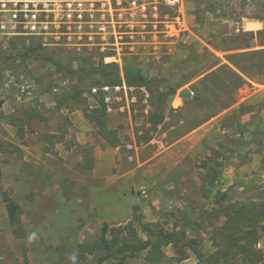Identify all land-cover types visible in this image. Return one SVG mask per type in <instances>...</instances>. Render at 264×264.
Here are the masks:
<instances>
[{
  "label": "rangeland",
  "instance_id": "374dc122",
  "mask_svg": "<svg viewBox=\"0 0 264 264\" xmlns=\"http://www.w3.org/2000/svg\"><path fill=\"white\" fill-rule=\"evenodd\" d=\"M214 3L160 5L157 28L140 24L119 51L42 47L27 53L38 41L13 39L0 28V264H74L75 245L98 239L104 224L132 223L145 239L135 216L208 255L211 236L229 225L217 215L215 196L264 206V36L240 35L264 30V0ZM236 41L239 50L225 51ZM234 53L243 55L239 64L251 66L248 85L238 87L230 71L227 56ZM101 57L104 65L119 66L120 78L122 64L136 67L157 93L136 86L114 113H105L107 140L91 127L90 141L79 146L82 140L66 125L67 109L57 103L70 104L79 116L98 106L89 88L103 83L95 71L104 69ZM170 87L175 95L158 97ZM185 88L189 99L179 96ZM158 98L165 119L154 130L148 117ZM49 132L64 139L56 144ZM35 140L42 141V164L34 150L25 153ZM132 140L139 150L130 161ZM4 196L18 206L14 220ZM259 248L264 251V232ZM163 251L159 264L197 263L191 250L186 258L172 246ZM83 256L80 264L99 262V254ZM145 256L128 263L147 264Z\"/></svg>",
  "mask_w": 264,
  "mask_h": 264
},
{
  "label": "trees",
  "instance_id": "16d2710c",
  "mask_svg": "<svg viewBox=\"0 0 264 264\" xmlns=\"http://www.w3.org/2000/svg\"><path fill=\"white\" fill-rule=\"evenodd\" d=\"M221 0H214V6H219ZM240 35L249 36V39L255 35L264 36V30L261 32H240ZM239 36V35H238ZM28 52L36 51L42 48L41 42ZM241 44H234L225 51L239 50ZM242 54H231L227 56L228 62L237 71L230 70L236 78L237 86L241 87L249 84L247 81H253L254 76L251 73V66H243L239 64V58ZM104 57V56H103ZM103 57L100 58V66L104 69L95 70L101 75L103 83L119 84L121 83L120 68L117 64H103ZM219 60L218 58H216ZM226 68V65H221L218 69ZM109 70V73H107ZM264 71V68H263ZM215 72L204 76L201 81L209 78ZM127 82L133 86L144 87L149 94L156 95L155 85L144 80L142 83L125 77ZM100 83V82H99ZM98 83V84H99ZM96 85V84H94ZM176 88L170 87L166 94H160L158 97L165 98L166 96H173L176 94ZM161 99H157L156 108L149 114L148 124L152 129H157L165 119L163 107L161 106ZM163 102V101H162ZM86 119L95 123L98 127L99 136L107 140L109 134H112L107 127L105 121V105L99 103L98 106L90 111L85 112ZM150 136H147L145 141L149 142ZM214 200L218 207L217 215H223L229 225L214 232L211 236L213 245V252L205 255L198 247L190 240L182 237V243L179 235L176 232L166 231L158 224L144 223L140 221V216H135L136 220L140 222L142 233L146 238L139 236L138 232L132 225L128 223L124 226L109 228L107 224L102 226L101 234L98 239L92 243L76 244L74 247V264H80L83 255L92 256L99 254V262L97 264H129L130 259L139 257L146 253L144 260L147 264H159L164 258L163 249L172 246L176 253L182 257H187V251L191 250L197 259L196 264H264V251L259 248L261 234L264 232L262 224L264 219V206L257 204H242L239 202H232L229 200L227 194L223 193L220 196H215ZM4 202L9 215V218L14 220L17 215L18 206L7 196H4ZM112 261V262H111Z\"/></svg>",
  "mask_w": 264,
  "mask_h": 264
},
{
  "label": "built area",
  "instance_id": "2783aa9c",
  "mask_svg": "<svg viewBox=\"0 0 264 264\" xmlns=\"http://www.w3.org/2000/svg\"><path fill=\"white\" fill-rule=\"evenodd\" d=\"M183 0H0V28L13 39L36 40L43 47L82 50L107 47L119 51L129 46L133 30L140 24L157 28L159 6L180 8ZM136 87L121 83H99L89 95L105 105V113L127 99ZM123 109V108H121ZM123 111V110H122ZM133 160L136 145H127Z\"/></svg>",
  "mask_w": 264,
  "mask_h": 264
},
{
  "label": "crops",
  "instance_id": "0c3cea01",
  "mask_svg": "<svg viewBox=\"0 0 264 264\" xmlns=\"http://www.w3.org/2000/svg\"><path fill=\"white\" fill-rule=\"evenodd\" d=\"M249 33V32H248ZM136 68V67H135ZM235 69V68H234ZM235 71H237L236 69H235ZM238 72V71H237ZM238 73H240V72H238ZM241 74V73H240ZM242 75V74H241ZM248 82H252L251 80H248ZM133 86V85H132ZM134 87H136V86H134ZM139 87H136V90L138 89ZM186 89V88H185ZM63 103L64 102H61V101H59L58 103H57V107H58V110H63V109H67V111H66V116L68 117V119H69V121L70 122H67L66 121V125H69V128H68V130H70V128H72L73 129V131H76L77 133H76V136H77V139L78 140H82V143H80V142H78L79 143V146H83V145H85V143H87V141L89 140V131H92V128H94V129H96V124L95 123H91V122H89L87 119H86V117H85V112L86 111H90V110H86V109H84L83 111H81L82 112V114L80 115L81 116V119H80V116H79V114H78V111H75L76 109H73L72 108V106L70 105V104H68L67 103V106H62L63 105ZM96 107H91L90 106V109L91 110H93V109H95ZM63 112V111H62ZM76 115V116H75ZM78 115V116H77ZM79 118L80 119V122L79 123H77L76 121H75V119L76 118ZM67 119V118H66ZM58 124H56L55 126H57ZM92 127V128H91ZM87 129V130H85V131H83L82 129ZM91 129V130H90ZM78 130V131H77ZM97 132H98V127H97ZM86 133H88V134H86ZM48 135L49 136H47V137H49V138H57V142H56V144H60V142L58 141V140H63L64 139V137L62 136V135H60V133H58V132H49L48 133ZM66 138H68L67 137V135H66ZM90 141V140H89ZM135 141L134 140H132V143H134ZM30 144V143H29ZM42 141H38V140H35L34 141V143H33V145H29V146H24V149H25V153H28V154H30L31 152V150H34L35 151V153L37 154V156H39L38 158H36V159H38V161L39 162H36V163H43V161H42V154H43V152H42ZM134 145H136L135 143H134ZM137 146V145H136ZM32 148H34V149H32ZM138 150L139 149H136L135 151H136V153L138 152ZM133 156H135V153H133ZM126 158L128 159L129 157H128V153H127V155H126Z\"/></svg>",
  "mask_w": 264,
  "mask_h": 264
},
{
  "label": "water",
  "instance_id": "95a60500",
  "mask_svg": "<svg viewBox=\"0 0 264 264\" xmlns=\"http://www.w3.org/2000/svg\"><path fill=\"white\" fill-rule=\"evenodd\" d=\"M121 71L124 76L130 77L140 83L144 81L141 72L131 64H122ZM179 96L184 99H189L192 97V93L188 89H183L179 92Z\"/></svg>",
  "mask_w": 264,
  "mask_h": 264
}]
</instances>
